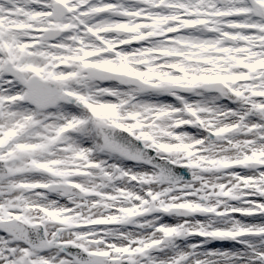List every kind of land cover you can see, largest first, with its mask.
Returning <instances> with one entry per match:
<instances>
[{"label":"snow or ice","instance_id":"obj_1","mask_svg":"<svg viewBox=\"0 0 264 264\" xmlns=\"http://www.w3.org/2000/svg\"><path fill=\"white\" fill-rule=\"evenodd\" d=\"M0 264H264V0H0Z\"/></svg>","mask_w":264,"mask_h":264}]
</instances>
